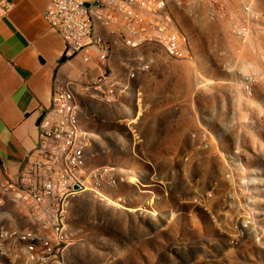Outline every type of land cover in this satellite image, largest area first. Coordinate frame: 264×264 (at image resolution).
<instances>
[{"label":"rangeland","instance_id":"obj_1","mask_svg":"<svg viewBox=\"0 0 264 264\" xmlns=\"http://www.w3.org/2000/svg\"><path fill=\"white\" fill-rule=\"evenodd\" d=\"M245 5L256 18L240 37L231 28ZM235 6L228 19L213 21L224 17L210 19L198 1L195 19L176 17L192 57L141 49L138 56L154 61L138 69L130 88L120 89L130 65L108 69L119 88L115 101L79 96L81 122L92 133L88 164L115 167L127 203L92 191L75 195L71 242L58 264H264V0ZM249 75L257 78L251 94L242 84ZM244 184L245 197L229 191ZM235 220L242 231L232 242Z\"/></svg>","mask_w":264,"mask_h":264},{"label":"built area","instance_id":"obj_2","mask_svg":"<svg viewBox=\"0 0 264 264\" xmlns=\"http://www.w3.org/2000/svg\"><path fill=\"white\" fill-rule=\"evenodd\" d=\"M226 2L211 0L209 16H224ZM11 9V0H0V14L5 15ZM241 12L240 20L233 23L231 31L245 37L256 15L250 5L243 6ZM44 17L62 36L66 56L81 55L85 62H90L96 51L102 74L87 83L55 78L51 106L40 116L35 146L27 153L17 178H10L0 163V264L61 262L71 242L68 221L72 200L79 193L92 191L114 203H127L126 195L120 192L124 178L116 173L115 167L88 164L92 133L81 122L79 96L110 103L116 100L119 89L106 67L112 52L111 43L97 30V25L118 24L120 30L116 31L131 47L154 40L171 58L191 56L190 37L177 26L165 0H50ZM150 66L151 61L143 59L140 67L131 66L120 89L130 88L138 69L148 70ZM256 83L257 78L252 75L242 80L249 94ZM232 175L229 169L228 178ZM229 191L240 197L248 194L246 184L233 185ZM163 194L169 195L166 188ZM195 200L198 202L197 198ZM199 204L217 228L226 227L227 221L213 212L208 202ZM9 205L17 207L29 224L11 220ZM229 228L231 231L227 233L231 241L236 242L242 223L240 227L235 220Z\"/></svg>","mask_w":264,"mask_h":264},{"label":"crops","instance_id":"obj_3","mask_svg":"<svg viewBox=\"0 0 264 264\" xmlns=\"http://www.w3.org/2000/svg\"><path fill=\"white\" fill-rule=\"evenodd\" d=\"M11 1L12 9L5 15L0 14V163L5 166L6 174L15 179L27 153L35 146L40 116L51 106L55 78L87 83L99 77L102 70L96 51L90 62H85L81 55H65L62 36L44 17L50 0ZM165 1L175 19L180 14L195 19L198 1L205 6L209 17L211 0ZM235 2L227 0L223 19L209 18L213 21L228 19L237 10ZM118 26L97 25V30L112 47L106 67L115 71L118 63H123L125 70L129 65L136 66L134 60L140 64L142 59L152 63L154 59L149 53L138 56L137 52L163 46L154 40H147L139 47L128 46L116 31ZM193 48L191 45L190 57ZM173 104L172 96L166 105L172 107ZM11 213V220L29 224L17 207L13 206Z\"/></svg>","mask_w":264,"mask_h":264},{"label":"water","instance_id":"obj_4","mask_svg":"<svg viewBox=\"0 0 264 264\" xmlns=\"http://www.w3.org/2000/svg\"><path fill=\"white\" fill-rule=\"evenodd\" d=\"M75 188H78V185H76Z\"/></svg>","mask_w":264,"mask_h":264}]
</instances>
